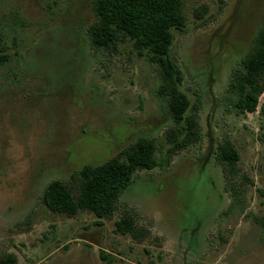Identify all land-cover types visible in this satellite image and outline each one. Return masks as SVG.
Returning <instances> with one entry per match:
<instances>
[{"label": "rangeland", "instance_id": "rangeland-1", "mask_svg": "<svg viewBox=\"0 0 264 264\" xmlns=\"http://www.w3.org/2000/svg\"><path fill=\"white\" fill-rule=\"evenodd\" d=\"M96 1L0 0V264L10 254L16 264H264V93L257 112H242L229 89L264 0H182L170 57L199 132L172 152L178 125L160 65L122 32L97 46ZM142 138L159 165L139 168L105 218L43 202L51 182L75 189L86 164L124 159ZM124 215L142 240L118 230Z\"/></svg>", "mask_w": 264, "mask_h": 264}, {"label": "trees", "instance_id": "trees-1", "mask_svg": "<svg viewBox=\"0 0 264 264\" xmlns=\"http://www.w3.org/2000/svg\"><path fill=\"white\" fill-rule=\"evenodd\" d=\"M95 12L98 21L91 35L97 46L111 47L122 32L135 40L140 54L146 53L160 65L164 77L161 92L168 97L170 111L178 125L170 151L191 144L199 132V124L187 115L190 100L181 89L184 76L170 57L173 31L186 26L182 0H97ZM8 58V54L0 51V65ZM229 89L237 94L235 106L240 111L257 112L264 93V24L242 60V68L233 71ZM220 149L227 167L234 170L239 160L238 151L230 142L220 145ZM154 153V141L142 138L125 151L124 159L118 156L100 165L86 164L79 178L73 175L75 189L60 180L51 182L44 191L43 202L54 212L74 215L80 209H89L103 219L114 211L139 168L153 169L159 165ZM261 225L264 229V218ZM117 228L142 240L140 230L128 215L117 222ZM3 264H16V257L8 255Z\"/></svg>", "mask_w": 264, "mask_h": 264}]
</instances>
